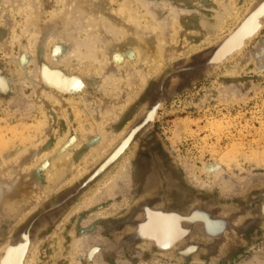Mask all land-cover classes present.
<instances>
[{"label":"rangeland","instance_id":"1","mask_svg":"<svg viewBox=\"0 0 264 264\" xmlns=\"http://www.w3.org/2000/svg\"><path fill=\"white\" fill-rule=\"evenodd\" d=\"M123 1L104 0L115 12L95 15L80 11L77 0H0V264L22 244L19 264H264V0L253 9L257 0H231L238 13L222 30L226 0H150L156 13L135 1L151 26L142 30L163 48L164 63L147 68L135 39L114 37L105 25L120 23ZM258 9V35L245 37L253 39L240 53L219 68L189 71ZM89 34L98 39L99 61L75 57ZM216 48L208 59L219 57ZM145 68L147 78L129 85V73ZM53 74L80 84L60 90ZM112 137L119 144L110 148L113 140H104ZM95 150L99 158L89 162ZM69 154L75 165L68 173L88 170L42 196L54 165ZM146 202L204 206L194 218L212 229L215 243H183L190 218L152 207L137 235L163 251L183 244L163 253L137 242L136 209ZM169 236L170 244L159 243Z\"/></svg>","mask_w":264,"mask_h":264},{"label":"bare ground","instance_id":"2","mask_svg":"<svg viewBox=\"0 0 264 264\" xmlns=\"http://www.w3.org/2000/svg\"><path fill=\"white\" fill-rule=\"evenodd\" d=\"M135 1H138L139 3H142L143 5L146 3L149 4L150 0H124L121 5H120V9L118 11V15H119V18H120V23H111V22H108V24H105L107 26H110V31L111 33L114 35V37H124L125 39H128V38H133L135 39V41L137 42L138 46L141 48V50L145 51L146 53V56L144 58V66L147 68V67H151L153 66L154 64H158V65H162L164 63V55H163V48L161 49L162 46H160V48H158L154 43L151 42V37L149 35H147L143 30L142 28L143 27H147L149 29V27H151L148 22L146 23V20H145V16L144 14L142 15L140 10H139V5L135 2ZM261 2V1H260ZM77 3H78V6H79V9L80 11L82 10L83 12H91L92 14H95V15H98V14H101L103 11H104V8H106V10L108 9L110 11V13L112 12H115V10L112 9V6L110 5V7H107L106 6V3L104 2V0H77ZM258 3V2H257ZM262 4V3H261ZM151 5V3H150ZM147 5V7L149 6V9H151V11L155 12L156 13V9L151 5ZM260 5V4H259ZM258 5V6H259ZM77 6V7H78ZM256 6V5H255ZM90 7V8H89ZM264 7V5H263ZM262 7V8H263ZM253 8H256V7H253ZM252 8V9H253ZM173 10H176L174 9L173 7ZM262 9H258L256 11L253 12V14L249 17L250 14H248V19L246 21H244V23H242L238 29L228 38L224 40L223 38V42L221 43V45H219L217 48H216V54L215 56H218L219 55V59L221 60V58H224L225 56L227 57V55H231L233 53H235V51L241 46L242 43H246L247 40H245V37H248V35H252V33L254 34H257L255 33L256 31V26L254 25L253 23V17L254 15L258 14ZM238 9L237 7H235V5H233L231 3V0H226L225 2V7H224V10H223V13H221L220 17H222V21H221V30L223 29V25L229 20V19H232L234 18L236 15H237V12ZM175 12V13H174ZM173 14H172V17L173 16H177L176 14V11H174ZM251 13V12H249ZM150 14V13H149ZM117 15V16H118ZM153 15V14H152ZM158 15V14H156ZM263 15V14H262ZM41 16V14H37V12L35 13H32V18L34 19V21L37 22V19ZM247 16V15H246ZM41 18V17H40ZM39 18V19H40ZM172 18L170 17L169 18V21H168V24H167V29L168 30V34H171L173 32V20H171ZM243 20V19H242ZM115 21V20H114ZM262 21V20H261ZM117 22V21H116ZM242 22V21H241ZM33 24V23H32ZM256 24V23H255ZM258 24H262L263 25V22L262 23H258ZM103 25V26H105ZM34 25H32L33 27ZM152 26H154L152 29L156 28L154 23H152ZM238 26V25H237ZM261 26V25H259ZM258 26V27H259ZM163 27V26H162ZM257 27V29H258ZM263 27V26H262ZM219 28V27H218ZM152 29H150L152 32H154ZM105 30L107 31V29L105 28ZM258 31V30H257ZM256 31V32H257ZM108 32V31H107ZM255 36V35H254ZM253 37V35H252ZM122 38V39H124ZM167 39V38H166ZM244 39V40H243ZM97 37H93L91 36L90 34L87 36V39L86 41L84 42V45H82L83 47L78 49L75 57L77 56L78 58H81L82 55L80 54H83V57L81 58V60H84V59H89V60H98L97 58V55H98V51H99V48L96 50L97 48ZM134 41V40H133ZM243 41H246V42H243ZM167 42V41H166ZM137 46V45H136ZM245 46V45H244ZM85 49L86 51L84 53H81L82 49ZM137 48V47H136ZM134 49V48H133ZM138 49V48H137ZM136 49V50H137ZM103 51V50H102ZM101 52V51H100ZM217 57H214L212 60H215L217 61L218 60ZM210 59V58H209ZM218 60V61H220ZM99 61V60H98ZM106 62V61H105ZM94 63V62H93ZM209 63V62H208ZM157 65V66H158ZM106 67V66H105ZM143 70V69H140V70H143L140 72L138 71H134V74H135V77H130V73L129 75L127 76L128 80H129V85H136L138 84V80L137 77H140L142 76L144 79L147 78V70ZM132 73V72H131ZM111 82V80H109ZM115 80H113L114 82ZM143 81V80H142ZM51 82L57 86L60 90L63 89V90H67L69 89V87H72V86H79L80 83H78L79 81H67L65 80L60 74H53V77L51 78ZM144 82V81H143ZM125 85V84H124ZM127 85V84H126ZM121 89V88H120ZM126 91V88L123 89V92ZM126 95V94H125ZM220 97V96H219ZM224 98V97H223ZM229 98V97H228ZM76 111V110H75ZM93 112H95V110H93ZM92 112V113H93ZM93 115H95L93 113ZM112 117V116H111ZM97 118V117H96ZM99 119V118H98ZM107 125V124H106ZM24 130V129H23ZM31 131V130H30ZM84 131V130H83ZM109 134V133H108ZM1 139V138H0ZM118 139V138H116ZM14 140V139H13ZM113 140V137L110 138V140H104V142H108V141H112ZM10 141V140H9ZM12 142V140H11ZM103 142V143H104ZM10 143V142H9ZM117 140H113L112 141V144L110 146V148H112L113 146H115V144H117ZM109 147V146H108ZM109 150L108 149H105L104 151H107ZM117 151V148L115 149ZM115 151V152H116ZM46 157V156H45ZM37 158V157H36ZM39 158V157H38ZM99 158V150H95L93 151L92 153L89 154L88 158L89 159V162H94V161H97V159ZM43 159V158H42ZM38 160V159H37ZM128 163L124 162L122 165H121V168L123 173H127V170L129 168V161L126 160ZM30 163V160L27 158V161L25 162V165L28 166V164ZM33 163V161H32ZM36 163V162H35ZM75 165V162H74V158H73V155L72 154H69L67 155L65 158H62L58 163H56L52 169V171L50 172V183L48 186H50L48 189L45 187V188H41L40 190V194H42V196H45L47 194V192L49 191L51 193V190L56 186V185H63L64 183L66 182H69L71 181L74 177H79L81 176L83 173H85V171H87L88 169V165L86 166H78L77 168H75V170H72V172H67V169L69 167H74ZM108 181H111V179L107 180ZM12 182H9V184H11ZM16 185H20V186H25L24 185V182L22 181H19ZM16 185H14V191L20 187H15ZM11 186V185H10ZM9 190H11V187H7ZM12 193V191H11ZM99 195V194H98ZM97 196V195H96ZM87 202L89 203H93L94 200H92L91 198L87 197L86 200ZM162 214V213H161ZM179 214V213H178ZM206 214V213H205ZM209 214V213H208ZM211 215V214H210ZM178 216V215H177ZM163 217V216H162ZM175 217V216H174ZM178 218V217H177ZM180 219V218H178ZM151 220V219H150ZM181 220V219H180ZM212 220V219H211ZM177 222V221H176ZM185 222V221H183ZM214 222V220H213ZM180 223V222H179ZM212 223V222H211ZM210 223V224H211ZM216 223V222H215ZM223 223H224V220H223ZM153 224V223H152ZM226 225V223H225ZM155 226V225H154ZM185 225H183L184 227ZM216 225H214L215 227ZM171 227V226H170ZM186 227V226H185ZM213 227V226H212ZM224 227V226H223ZM148 228V227H147ZM172 228V227H171ZM170 228V229H171ZM217 228V226H216ZM173 229V228H172ZM171 229V230H172ZM186 229V228H185ZM221 229V228H220ZM168 230V228H167ZM219 230V229H217ZM222 230V229H221ZM145 231V230H144ZM143 231V232H144ZM215 231V230H214ZM161 232V231H160ZM171 232V231H168V233ZM222 233V232H221ZM176 237V236H175ZM182 237V236H181ZM155 238V237H154ZM178 238V237H177ZM174 237L173 236H169V237H164L162 239L159 240V243L161 245H168L170 244L172 241H173ZM216 239V238H215ZM16 247V246H15ZM18 249V248H17ZM22 249H23V244L21 245V249L20 250H17V251H14V252H9L7 253V256L5 257V259L1 262V264H19V261H21V258H22ZM34 256V255H33ZM24 257V256H23ZM28 260V259H27ZM25 261V260H24ZM33 261V258L30 260V262ZM27 263V261H26Z\"/></svg>","mask_w":264,"mask_h":264},{"label":"water","instance_id":"3","mask_svg":"<svg viewBox=\"0 0 264 264\" xmlns=\"http://www.w3.org/2000/svg\"><path fill=\"white\" fill-rule=\"evenodd\" d=\"M258 1H261V0H257L255 3H253V5L250 7V9L251 8H253V6L258 2ZM249 9V10H250ZM247 14V13H246ZM264 27V26H263ZM261 31V30H260ZM259 31V32H260ZM258 35V34H257ZM256 35V36H257ZM255 36V37H256ZM254 37V38H255ZM253 39V38H252ZM252 39H249V41H251ZM222 41V39L221 40H219L207 53H206V55H204L199 61H197L196 63H194L193 64V67L192 68H190V72L191 71H197V72H203V71H207V70H210V69H216V68H219V67H221L223 64H225L229 59H231L232 57H234L236 54H238V53H240L246 46H247V44L249 43V41L247 42V44H246V46L245 47H243V48H241L240 50H237L233 55H231L230 57H228V58H225L223 61L222 60H220V62H215V61H211V59H210V61H211V63H208V61H209V59H208V56L215 50V48L219 45V43ZM207 63V64H206ZM200 65H202V66H200ZM157 103H158V101H157ZM156 105V103L153 105V106H155ZM152 106V107H153ZM151 107V108H152ZM150 108V109H151ZM152 122V121H151ZM149 124V123H148ZM121 142V141H120ZM119 144V143H118ZM117 144V145H118ZM116 148V147H115ZM103 163V162H102ZM101 163V164H102ZM100 164V165H101ZM99 165V166H100ZM98 168V167H97ZM95 172V171H94ZM93 172V173H94ZM92 173V174H93ZM102 173H104L103 171L101 172V173H99L98 174V176H96L94 179H93V181L95 180V179H97ZM94 175V174H93ZM92 176V175H91ZM90 175L82 182V184H81V186L78 188V190H77V194H78V192H79V190L82 188V187H84V186H87L89 183H91L92 181H90L88 184H86V180L88 179V178H90L91 177ZM75 195H71V197H74ZM150 204H152V203H150V202H146V203H143V204H141L137 209H136V212H138L139 213V218H137L135 221H134V223H133V230H132V237L134 238V240H136L137 242H140V243H147V244H149L150 246H151V248L153 249V250H155V251H157V252H163V253H169V252H172V251H174V250H176L178 247H180L183 243H185V242H187V241H189L190 239H193L194 237H200V238H206V239H208L209 241H211L213 244L215 243L214 241H215V235H214V233H213V231H212V229H210L206 224H204V223H201L198 219L199 218H194V215L195 214H197V213H203V212H200L201 211V208L203 209V207L204 206H202V205H197V206H194V207H192V208H190V209H188V210H181L179 207H176L175 205H166V206H156V205H154L153 204V207L150 205ZM202 206V207H201ZM149 207H152V208H159V209H166V210H174V211H177V212H181V213H184V217H186V218H190L188 221H186L185 222V224L184 225H186V227H187V225H189L190 223H193V224H191V225H189V228L191 229L188 233L189 234H187V235H189V236H185V241L182 243V244H180L179 246H177V247H175V248H173L174 246H172V248L171 249H169V250H165V251H163L164 249H166V248H162V247H160L159 245H157V244H152V242L150 241V238H148L147 237V234H145V233H143V236H138L137 235V231H138V226H139V224L140 223H142L143 222V220L145 219V213H146V211L148 212V208ZM206 208V207H205ZM208 209V208H207ZM210 210H212V212H214V213H216L213 209H210ZM211 219H213V220H215V221H223L222 219H220V218H216L215 219V217H212V216H209ZM225 219H227L228 220V223H229V217H224ZM227 222V221H226ZM203 224V225H202ZM205 225V226H204ZM28 227V226H27ZM26 227V228H27ZM235 229H237V225H235V227H229V228H227V230H225L222 234L221 233H219V234H221V235H223V240H220L218 243H216V245H219V244H221L223 241H224V239H225V237L227 236V234L229 233V232H231V231H233V230H235ZM26 230V229H25ZM25 230H23V231H25ZM197 230H200V232H198V234H196L195 233V231H197ZM22 231V232H23ZM21 232V233H22ZM20 233V234H21ZM149 234H151L150 232H148ZM195 233V234H194ZM193 235V236H192ZM190 236H192V237H190ZM20 237V236H19ZM156 238H158V237H156ZM159 239V238H158ZM17 242V241H16ZM16 242H14V243H16ZM155 242H157V241H155ZM14 243H11V244H14Z\"/></svg>","mask_w":264,"mask_h":264}]
</instances>
